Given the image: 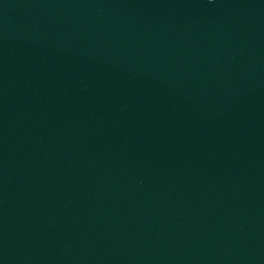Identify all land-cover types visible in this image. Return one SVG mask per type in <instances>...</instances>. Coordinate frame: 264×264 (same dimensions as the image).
I'll return each instance as SVG.
<instances>
[{
    "label": "water",
    "instance_id": "obj_1",
    "mask_svg": "<svg viewBox=\"0 0 264 264\" xmlns=\"http://www.w3.org/2000/svg\"><path fill=\"white\" fill-rule=\"evenodd\" d=\"M0 264H264V0H0Z\"/></svg>",
    "mask_w": 264,
    "mask_h": 264
}]
</instances>
